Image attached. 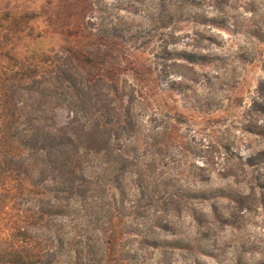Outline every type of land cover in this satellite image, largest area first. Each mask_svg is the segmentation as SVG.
I'll list each match as a JSON object with an SVG mask.
<instances>
[{
  "label": "trees",
  "instance_id": "1",
  "mask_svg": "<svg viewBox=\"0 0 264 264\" xmlns=\"http://www.w3.org/2000/svg\"><path fill=\"white\" fill-rule=\"evenodd\" d=\"M120 1L146 25L131 27L106 5V16L98 8V22L87 18L75 24V35L59 36L57 49L40 45L49 33L39 24L40 6L0 11V202L6 177L14 196L35 201L26 214L34 230L21 221L0 236V264H159L144 251L205 253L179 233L175 218L195 200L243 199L209 186L203 165L192 163L182 181L158 175L156 147L184 149L185 139L172 125L161 146L142 139L136 114L137 102L146 101L162 75L214 61L203 50L214 44L213 34L198 31L193 38L163 29L180 21L223 27V0ZM256 31L264 38V28ZM154 37L157 47L140 58L137 52ZM180 41L186 47L177 48ZM249 110L264 118L261 82ZM245 129L264 136L256 124ZM256 163L264 168V147L247 158L246 165ZM215 174L234 177L229 169ZM214 213L220 217L216 206Z\"/></svg>",
  "mask_w": 264,
  "mask_h": 264
},
{
  "label": "rangeland",
  "instance_id": "2",
  "mask_svg": "<svg viewBox=\"0 0 264 264\" xmlns=\"http://www.w3.org/2000/svg\"><path fill=\"white\" fill-rule=\"evenodd\" d=\"M91 2L93 10L89 0H0V11L32 5L43 8L39 24L49 32L40 44L44 48L57 49L59 36L75 35V24L87 18L98 22V8L106 16V5L113 7L115 14L125 16L131 27L146 25L138 14L125 12L126 5L120 0ZM222 8L228 16L223 27L180 21L163 29L188 33L193 38L198 31L213 34L214 44L203 50L214 54V61L195 64L192 69L175 67L166 77L162 75L152 83V94L146 101L137 102L136 114L141 121L142 139L150 137L159 146L170 125L185 139L184 149L168 147L166 151L156 147L160 151L158 175L182 181L187 179L192 163L203 165L211 172L209 186L231 190L243 199L191 202L192 209L175 220L179 233L192 239L194 246L200 243L205 253H199L196 247L190 251L173 247L146 249L144 257H153L152 262L159 264H264V168L258 163L246 165L250 154L264 147V136L245 129L247 124L264 128V118L249 110L259 82L264 91V38L256 31L264 28V0H223ZM59 15L64 16L62 22ZM155 39L137 52L140 58L151 56L159 43ZM176 46L186 47L183 41ZM64 113L60 111L58 116L62 118ZM163 162L168 165L161 167ZM223 169H229L234 177L215 174ZM3 182L6 194L0 202V236L13 233L21 221L34 230L26 214L35 201L14 196L8 177ZM214 206L221 218L214 213Z\"/></svg>",
  "mask_w": 264,
  "mask_h": 264
}]
</instances>
